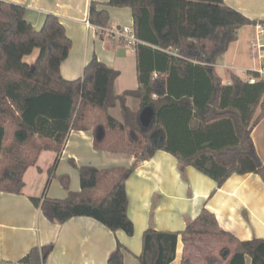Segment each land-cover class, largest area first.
Wrapping results in <instances>:
<instances>
[{
	"label": "trees",
	"instance_id": "16d2710c",
	"mask_svg": "<svg viewBox=\"0 0 264 264\" xmlns=\"http://www.w3.org/2000/svg\"><path fill=\"white\" fill-rule=\"evenodd\" d=\"M117 7H130L138 42L139 88L116 96L119 71L96 56L85 66L83 76L66 79L61 64L73 46L65 25L55 14L46 15L41 28L26 18L25 5L0 0V191L21 193L24 174L44 149L61 152L71 129L84 128L79 119L87 106L108 110L120 102L125 125L135 129L144 144L138 160L123 169L118 180L100 199L85 192L99 181V168L80 167L82 191L69 190L66 198L33 197V203L52 221L93 217L109 229L133 235L128 214L126 181L140 161L157 150L175 154L182 165H192L222 186L233 174L255 173L264 180V163L257 153L252 129L264 115V80L250 83L235 73L225 85L215 68L239 30L246 25H264L225 4L224 0H109ZM106 9L93 3L89 21L99 27L110 23ZM36 49L33 63L25 60ZM254 73V72H252ZM195 79V83H190ZM180 80L187 89H178ZM197 83V85H196ZM179 90V91H178ZM139 98L133 111L127 97ZM261 114L254 119L257 107ZM149 109V123L141 112ZM109 124L117 125L109 116ZM232 129L230 138L220 134ZM230 139V140H229ZM228 236L236 245L232 253L221 250L229 264H264V238L240 240L219 225L214 212L203 208L182 231L159 230L150 225L143 234L140 264H170L176 258L180 236ZM53 244L33 247L21 259L25 264H46ZM128 249L118 243L107 264H125ZM217 262L210 257L208 264ZM183 264H190L183 259Z\"/></svg>",
	"mask_w": 264,
	"mask_h": 264
},
{
	"label": "crops",
	"instance_id": "0c3cea01",
	"mask_svg": "<svg viewBox=\"0 0 264 264\" xmlns=\"http://www.w3.org/2000/svg\"><path fill=\"white\" fill-rule=\"evenodd\" d=\"M6 1L25 5L26 18L37 29L41 28L47 14L59 17L73 42L68 57L61 64L64 78L72 80L83 76L85 66L96 56L119 71L114 83L116 96L139 88L137 50L117 34L123 25L134 26L130 7L113 6L109 0ZM224 2L253 20L264 21V0ZM93 3L98 9L109 12L108 26L99 27L89 21ZM260 27V24L242 27L227 51L218 57L215 68L225 85L232 83V73L239 76L237 69L246 75V71L260 67L262 57L251 46L261 33ZM245 44L249 45L252 57L248 61L247 54L243 53ZM35 58L36 55L30 63ZM251 63H255L254 66ZM221 68L230 72L229 82L224 81ZM188 82L193 84L195 79ZM185 84L183 80L177 84L180 93H183L181 89L188 88ZM126 101L133 111L140 110L139 98L128 96ZM261 112V106L257 107L254 119ZM109 116L118 124H109ZM150 118L149 109L141 112L142 121L149 123ZM79 122L84 128L70 130L60 153L52 149L39 153L36 163L25 171L21 193L0 191V264H25L21 259L33 247L49 244H53V250L46 264H107L118 243L128 249L125 264H140L138 256L143 248V234L150 225L159 230L182 231L203 208L214 212L221 228L240 240L264 238V180L260 175L233 174L218 186L215 179L192 165H182L175 154L166 150H157L151 158L140 161L126 181L128 214L135 226L133 235L122 229L113 231L89 216L72 217L64 223L50 220L33 203V197L66 198L69 190L81 192L80 167L91 165L101 173L97 185L85 195L98 200L110 190L122 170L138 160L144 144L142 136L125 125L120 102L108 110L87 106ZM220 135L230 138L231 127ZM252 137L264 163V115L253 127ZM224 248L232 253L236 249L228 236L193 234L186 241L180 236L176 258L170 264H183V259L190 264H208L210 257L217 258L214 264H229V259L221 255ZM246 264H252L250 256L246 257Z\"/></svg>",
	"mask_w": 264,
	"mask_h": 264
},
{
	"label": "built area",
	"instance_id": "2783aa9c",
	"mask_svg": "<svg viewBox=\"0 0 264 264\" xmlns=\"http://www.w3.org/2000/svg\"><path fill=\"white\" fill-rule=\"evenodd\" d=\"M260 26L261 33L255 40L251 42V46L254 51L259 52L260 57H262V62L257 70L245 72L247 75L246 80L250 83H256L260 80H264V25L260 24ZM117 34L129 45L135 46L138 42L134 26L132 25H123L121 29L117 31Z\"/></svg>",
	"mask_w": 264,
	"mask_h": 264
},
{
	"label": "rangeland",
	"instance_id": "374dc122",
	"mask_svg": "<svg viewBox=\"0 0 264 264\" xmlns=\"http://www.w3.org/2000/svg\"><path fill=\"white\" fill-rule=\"evenodd\" d=\"M248 49H249V53L250 54H248ZM38 53H39V49H36L35 50V53H33V54H31L30 56H28L25 60L26 61H28V62H30V61H32L33 60V58H34V55H36V57L38 56ZM244 54H247L246 55V60L248 61V59H252V57H251V52H250V48H249V45L248 44H245V46H244V52H243ZM250 62V61H249ZM256 62V61H255ZM254 64L255 63H251V66H254ZM237 71V73L239 74V76L240 77H242L243 79H247V75H245L244 74V72L242 71V70H240V69H237L236 70ZM220 72H221V75L223 76V78H224V81H226V82H229L230 81V72H228L227 70H225V69H220ZM120 173H118V175H119ZM116 179L118 180V176L116 177ZM115 179V180H116Z\"/></svg>",
	"mask_w": 264,
	"mask_h": 264
}]
</instances>
